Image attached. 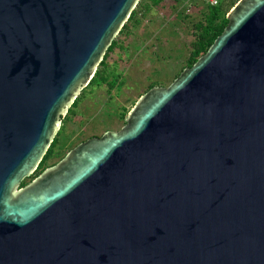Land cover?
<instances>
[{"label": "water", "instance_id": "water-1", "mask_svg": "<svg viewBox=\"0 0 264 264\" xmlns=\"http://www.w3.org/2000/svg\"><path fill=\"white\" fill-rule=\"evenodd\" d=\"M140 0H0V264H264V0L28 186Z\"/></svg>", "mask_w": 264, "mask_h": 264}, {"label": "rangeland", "instance_id": "rangeland-1", "mask_svg": "<svg viewBox=\"0 0 264 264\" xmlns=\"http://www.w3.org/2000/svg\"><path fill=\"white\" fill-rule=\"evenodd\" d=\"M195 2L204 5L203 0H166L117 35L115 41L125 50L116 49L108 59L110 71L119 79L117 87L111 92L106 84L81 90L77 106L62 118L60 134L55 136L62 156L50 166L86 140L123 129L127 116L152 85L168 88L176 80L190 55L192 25L202 17ZM44 172H35L24 182L29 185Z\"/></svg>", "mask_w": 264, "mask_h": 264}, {"label": "trees", "instance_id": "trees-1", "mask_svg": "<svg viewBox=\"0 0 264 264\" xmlns=\"http://www.w3.org/2000/svg\"><path fill=\"white\" fill-rule=\"evenodd\" d=\"M165 1L166 0H140L137 7L132 12L128 22L124 25L119 34L123 35L125 31L128 30L130 23L138 24L140 22V18L145 15L144 13H148L152 8L159 7ZM171 1L177 3L181 0ZM203 2L204 5L195 2L196 8H198V10L201 9L202 11V17L199 21L193 23L192 25L193 41L191 43L190 55L185 67L182 70L192 67L202 56L208 52L215 40L223 33L224 29L228 25L227 15L230 10L239 2V0H220L217 6H211L205 1ZM116 49H120L121 51L125 50L124 47L119 45L118 41L114 40L111 46L108 48L102 62L100 63L94 78L89 84V87L106 84L109 88V92L113 91L117 87L119 79L115 77L114 71H110L111 65L108 62L109 57L116 51ZM181 73L182 72H180L177 77ZM156 86L157 84L152 85L149 90L155 88ZM79 100L80 98L78 97L67 114L73 113V109L77 106ZM59 134L60 132L57 134V136ZM58 143V138L55 137L36 172L46 171L47 168L52 167L49 165L52 160L62 156V152L58 148ZM26 186H28V184L23 182L21 188Z\"/></svg>", "mask_w": 264, "mask_h": 264}, {"label": "built area", "instance_id": "built-area-1", "mask_svg": "<svg viewBox=\"0 0 264 264\" xmlns=\"http://www.w3.org/2000/svg\"><path fill=\"white\" fill-rule=\"evenodd\" d=\"M203 1H205L207 4L211 6H217L220 2V0H203Z\"/></svg>", "mask_w": 264, "mask_h": 264}]
</instances>
